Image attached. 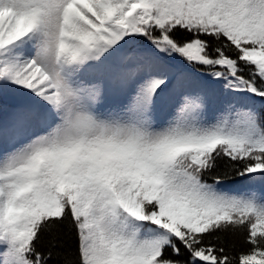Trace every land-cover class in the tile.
<instances>
[{"label": "snow or ice", "instance_id": "snow-or-ice-1", "mask_svg": "<svg viewBox=\"0 0 264 264\" xmlns=\"http://www.w3.org/2000/svg\"><path fill=\"white\" fill-rule=\"evenodd\" d=\"M59 258L264 264V0H0V264Z\"/></svg>", "mask_w": 264, "mask_h": 264}, {"label": "trees", "instance_id": "trees-1", "mask_svg": "<svg viewBox=\"0 0 264 264\" xmlns=\"http://www.w3.org/2000/svg\"><path fill=\"white\" fill-rule=\"evenodd\" d=\"M221 167H223V162H219ZM61 239L64 242V247L60 249L61 252L67 254L68 252L74 253L76 251L77 239L74 230L70 231L67 226H64L61 231ZM225 239L229 244H235L234 251L241 250L245 247L243 244V235L236 234L234 236H226ZM54 264H63V259L59 258L54 261Z\"/></svg>", "mask_w": 264, "mask_h": 264}]
</instances>
